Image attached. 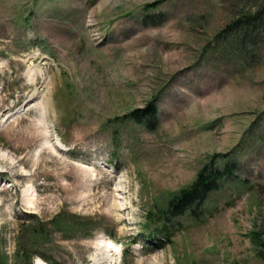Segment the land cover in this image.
<instances>
[{
    "label": "rangeland",
    "instance_id": "374dc122",
    "mask_svg": "<svg viewBox=\"0 0 264 264\" xmlns=\"http://www.w3.org/2000/svg\"><path fill=\"white\" fill-rule=\"evenodd\" d=\"M216 153L237 166L200 218L175 216L169 242L143 241L146 210ZM61 209L95 231L18 238L24 219ZM251 230L264 237V0H0L9 264L18 243L31 264H264Z\"/></svg>",
    "mask_w": 264,
    "mask_h": 264
},
{
    "label": "trees",
    "instance_id": "16d2710c",
    "mask_svg": "<svg viewBox=\"0 0 264 264\" xmlns=\"http://www.w3.org/2000/svg\"><path fill=\"white\" fill-rule=\"evenodd\" d=\"M147 110L153 112V105L150 108L148 107ZM137 111L133 110L130 113L134 118L143 120L146 112L145 114H138ZM236 166V161L233 162V159H228L226 155L219 153L212 155L199 168L190 183L168 194L164 207L157 208V210L151 208L146 211L142 229H140L145 241L153 243L159 240L156 238L154 231L145 229L151 223L157 224L159 232L163 235L162 237L168 239L170 231L164 229L163 225L171 221L174 216L189 215L197 218L210 193L220 187L222 179L233 176ZM30 217V219L23 221L18 238L23 233H27L31 246L42 244L49 232H58L64 237L86 236L95 228L94 222L96 221L91 217L80 216L65 209L56 212L47 222L35 215ZM249 236L252 238L253 243L263 247V250L258 249L257 252L264 258L263 233L252 230ZM0 242H2V238ZM13 254L14 264H28L26 260L29 259L30 253L26 248V244L21 245L18 243ZM8 261V254L1 248L0 244V264H9Z\"/></svg>",
    "mask_w": 264,
    "mask_h": 264
},
{
    "label": "bare ground",
    "instance_id": "6f19581e",
    "mask_svg": "<svg viewBox=\"0 0 264 264\" xmlns=\"http://www.w3.org/2000/svg\"><path fill=\"white\" fill-rule=\"evenodd\" d=\"M33 78V77H32ZM31 81H33V79H31ZM38 94V92H37V90L34 92V94L31 96V98H30V100L29 101H31L32 99H35V97H37L36 95ZM27 130V129H26ZM30 134V133H29ZM28 135V134H27ZM25 136V135H24ZM30 139H29V137H25V138H23L22 139V143L23 144H25V143H27L28 141H29ZM20 144V143H19Z\"/></svg>",
    "mask_w": 264,
    "mask_h": 264
}]
</instances>
